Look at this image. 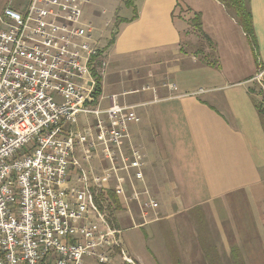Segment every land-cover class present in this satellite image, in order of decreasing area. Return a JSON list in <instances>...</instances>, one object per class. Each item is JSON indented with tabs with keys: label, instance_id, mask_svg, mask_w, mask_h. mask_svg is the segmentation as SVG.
Returning <instances> with one entry per match:
<instances>
[{
	"label": "crops",
	"instance_id": "obj_1",
	"mask_svg": "<svg viewBox=\"0 0 264 264\" xmlns=\"http://www.w3.org/2000/svg\"><path fill=\"white\" fill-rule=\"evenodd\" d=\"M127 1L83 5L104 62L90 106L108 108L113 94L131 106L138 120L127 121L124 150L145 155L142 180L119 171L107 187L114 192L120 183L128 198L133 188L147 189L159 204L143 218L130 209L134 200L114 192L125 252L134 264H264V128L257 109L264 106V0H249L255 46L218 0ZM195 13L216 43L211 53L203 42L192 52L181 46ZM96 121L80 114L74 128L94 133ZM75 154L81 164L83 147ZM90 155L81 166L100 174L107 164L101 148ZM135 243L155 263L134 251ZM115 262L122 263L120 255Z\"/></svg>",
	"mask_w": 264,
	"mask_h": 264
},
{
	"label": "built area",
	"instance_id": "obj_2",
	"mask_svg": "<svg viewBox=\"0 0 264 264\" xmlns=\"http://www.w3.org/2000/svg\"><path fill=\"white\" fill-rule=\"evenodd\" d=\"M88 1L7 0L0 9V264H116V255L134 264L95 198L119 171L142 180L145 155L124 150L127 121L138 120L131 106L115 94L106 109L90 106L104 62L83 17ZM80 114L96 116L94 133L74 128ZM78 146L84 161L101 148L100 174L81 166ZM114 192L143 218L159 205L147 189L128 198L118 183Z\"/></svg>",
	"mask_w": 264,
	"mask_h": 264
},
{
	"label": "trees",
	"instance_id": "obj_3",
	"mask_svg": "<svg viewBox=\"0 0 264 264\" xmlns=\"http://www.w3.org/2000/svg\"><path fill=\"white\" fill-rule=\"evenodd\" d=\"M132 0L127 1V4H131ZM221 1L224 6L235 16L237 19V22L241 26V29L245 32L246 36L251 40V43L253 46L256 44L254 30H253V24H252V14L249 7V0H219ZM136 17V12L134 13L133 18ZM191 24L193 28H195L201 38L206 42V45L209 47H212L213 43L209 39V37L203 32L201 28V18L200 13H195L193 18L191 19ZM203 47L205 45L203 44ZM182 50V48H181ZM209 58V56H206ZM215 60H213L214 62ZM96 84H95V94L98 95L100 93V77L96 76ZM262 98L264 103V90L262 91ZM257 109L259 113V117L261 119L263 128H264V106L263 104H257ZM96 203L99 206L101 210H103L107 218L112 225L111 219L109 218L112 212L122 210L121 204L117 198V196L114 194L112 190H105L101 191L97 194ZM109 213V214H108ZM109 216V217H108ZM116 219V218H115Z\"/></svg>",
	"mask_w": 264,
	"mask_h": 264
},
{
	"label": "rangeland",
	"instance_id": "obj_4",
	"mask_svg": "<svg viewBox=\"0 0 264 264\" xmlns=\"http://www.w3.org/2000/svg\"><path fill=\"white\" fill-rule=\"evenodd\" d=\"M15 1H23V0H15ZM219 1V0H218ZM223 6H224V4L221 2V1H219ZM4 3H5V0H0V9L3 7V5H4ZM96 3H102V0H96ZM206 2H204V4H205ZM215 8V7H214ZM224 8H225V10L227 11V13L229 14V16H232L233 17V20L236 22V24L238 25V26H240L239 25V23L237 22V19L235 18V16L224 6ZM210 9H213V8H210ZM178 14H179V12H178ZM179 18V17H178ZM201 18V17H200ZM241 27V26H240ZM108 30L110 31V29L108 28ZM235 30H238L236 27H235ZM204 32V31H203ZM235 32V31H234ZM112 33H110V35H111ZM200 33H198V31L195 29V28H193V26H192V24H191V22H188V27L182 32V42H181V46L184 48V50L185 51H187V52H192V51H194L196 48H198L200 45L199 44H201L202 42H203V44L204 45H206V42L203 40L202 41V38L200 37V35H199ZM206 34V33H205ZM96 36V35H95ZM208 36V35H207ZM209 37V36H208ZM234 37L236 38L237 37V35H235L234 34ZM209 39L211 40V38L209 37ZM237 40V39H236ZM212 41V43H213V45H212V47H210V50L209 49H206V51L208 52H210L211 53V51L213 52L214 50H215V47H216V43L213 41V40H211ZM213 55H211V57H212ZM99 64V63H98ZM100 65V64H99ZM81 165L85 168L86 167V164L84 163V161H82L81 160ZM87 169V168H86ZM74 177L75 176H71V179H70V185H72V186H75V187H79V184L77 183V182H75V179H74ZM131 208H133V211H135V210H137V212H140L141 213V211L139 210V207L138 206H136V208H134V207H131L130 206V209ZM123 210H118V211H115V212H112L111 213V215H109L108 217L111 219V222H112V225L115 227V218H116V216L119 214V213H121ZM127 211V210H126ZM109 214V213H108ZM116 228V227H115ZM139 231L138 232H140V234L139 235H141L142 237L145 235V229H138ZM135 231H132V232H130L129 231V233L130 234H133ZM129 233H126L127 235L129 234ZM155 242L153 241V242H149V248H151V250H152V252L153 253H155L156 254V251L154 250L155 248ZM145 247L143 246V244H141L140 243V245H137L136 243H135V245H134V251H136V252H139V253H146V255L148 256V259H149V261L151 262L152 261V263H155L154 262V259H153V257L151 256V254L148 252V254H147V252L145 251V249H144Z\"/></svg>",
	"mask_w": 264,
	"mask_h": 264
}]
</instances>
